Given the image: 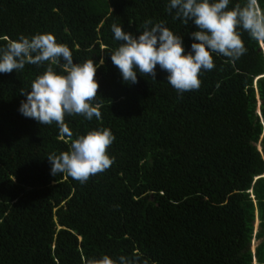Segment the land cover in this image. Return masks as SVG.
<instances>
[{
  "label": "trees",
  "instance_id": "trees-1",
  "mask_svg": "<svg viewBox=\"0 0 264 264\" xmlns=\"http://www.w3.org/2000/svg\"><path fill=\"white\" fill-rule=\"evenodd\" d=\"M218 2V0H210ZM170 0H0V47L53 34L74 63L93 60L101 117L65 114L71 139L109 129L114 163L85 183L51 174L47 157L70 150L55 122L19 112L42 65L0 73V264H87L108 255L133 264H264V49L237 27L246 53H212L198 90L178 94L168 73L123 81L111 26L139 35L146 21L181 36ZM246 0H229L228 10ZM264 11V0H258ZM54 71L64 74L60 66ZM260 103V105H258ZM259 110V114L257 112ZM260 147V149H258ZM258 221L253 251L251 242ZM255 222V223H254Z\"/></svg>",
  "mask_w": 264,
  "mask_h": 264
},
{
  "label": "clouds",
  "instance_id": "clouds-1",
  "mask_svg": "<svg viewBox=\"0 0 264 264\" xmlns=\"http://www.w3.org/2000/svg\"><path fill=\"white\" fill-rule=\"evenodd\" d=\"M228 5L229 0H170L166 10L170 14L175 10L173 19H181L184 24L192 22L198 28V31L190 33L195 42L187 54L182 37L174 35L163 22L149 27L152 21H146L138 36L113 24L114 38L122 43L110 53L111 61L119 69L124 82L137 83V71L156 80V66L159 65L168 73L167 81L178 94L198 90L201 70L215 67L212 53L233 61L246 53L237 32L238 26L264 46V11H261L258 0H246L243 6L237 4L231 10H228ZM46 61L50 63L46 71L32 81L31 91L20 89L26 100L21 101L19 112L41 125L56 123L60 136H67L71 146L69 151L59 155L49 154L51 174H67L85 183L90 176L104 172L114 163V158L108 155V148L115 137L105 128L71 139L73 133L64 116L83 114L89 120L93 116L101 117L99 105L93 106V102L99 88L96 70L103 64V59L100 65L93 60L74 63L70 49L57 43L53 34H36L31 38L21 35L18 40H8L4 47H0V73L22 70L26 64L39 66ZM53 65L60 66L64 74L54 71ZM256 232L252 242L257 240ZM87 264L117 262L103 255L99 259L88 260ZM119 264H133V261L121 256Z\"/></svg>",
  "mask_w": 264,
  "mask_h": 264
},
{
  "label": "rangeland",
  "instance_id": "rangeland-1",
  "mask_svg": "<svg viewBox=\"0 0 264 264\" xmlns=\"http://www.w3.org/2000/svg\"><path fill=\"white\" fill-rule=\"evenodd\" d=\"M262 46V45H261ZM262 49H264V46H262ZM260 103H258V105H259ZM257 112H258V108H257ZM258 149H260V147H258ZM257 231V226L255 225V230H254V232H256ZM258 240H256L255 242H252V244H251V247H252V249L253 248H255L256 246H257V244H258Z\"/></svg>",
  "mask_w": 264,
  "mask_h": 264
},
{
  "label": "water",
  "instance_id": "water-1",
  "mask_svg": "<svg viewBox=\"0 0 264 264\" xmlns=\"http://www.w3.org/2000/svg\"><path fill=\"white\" fill-rule=\"evenodd\" d=\"M260 105V104H259ZM258 114H259V112H258Z\"/></svg>",
  "mask_w": 264,
  "mask_h": 264
},
{
  "label": "crops",
  "instance_id": "crops-1",
  "mask_svg": "<svg viewBox=\"0 0 264 264\" xmlns=\"http://www.w3.org/2000/svg\"><path fill=\"white\" fill-rule=\"evenodd\" d=\"M258 112H259V110H258Z\"/></svg>",
  "mask_w": 264,
  "mask_h": 264
},
{
  "label": "bare ground",
  "instance_id": "bare-ground-1",
  "mask_svg": "<svg viewBox=\"0 0 264 264\" xmlns=\"http://www.w3.org/2000/svg\"><path fill=\"white\" fill-rule=\"evenodd\" d=\"M257 223V222H256Z\"/></svg>",
  "mask_w": 264,
  "mask_h": 264
}]
</instances>
